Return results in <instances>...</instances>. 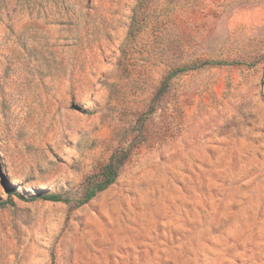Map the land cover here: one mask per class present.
<instances>
[{
	"label": "rangeland",
	"instance_id": "374dc122",
	"mask_svg": "<svg viewBox=\"0 0 264 264\" xmlns=\"http://www.w3.org/2000/svg\"><path fill=\"white\" fill-rule=\"evenodd\" d=\"M0 264H264V0H0Z\"/></svg>",
	"mask_w": 264,
	"mask_h": 264
},
{
	"label": "trees",
	"instance_id": "16d2710c",
	"mask_svg": "<svg viewBox=\"0 0 264 264\" xmlns=\"http://www.w3.org/2000/svg\"><path fill=\"white\" fill-rule=\"evenodd\" d=\"M135 23V18L132 19V24ZM133 32V26L130 28V34ZM217 64H222V62H215ZM214 62L202 61L194 66H189L188 68H175L171 70L168 75L165 77L162 87H166L168 82L177 75H180V72H183L188 69H198L205 66L213 65ZM126 159V154L124 153H114L110 156L108 162L102 166L96 174L86 177L84 180V192L82 198L76 203V206H81L93 199L98 193L107 189L110 185L114 183L118 176V170ZM19 199L23 198L18 196ZM40 199L43 201L49 202H69L68 199H64L62 195L59 194H48V195H35L31 196L24 201H33Z\"/></svg>",
	"mask_w": 264,
	"mask_h": 264
}]
</instances>
